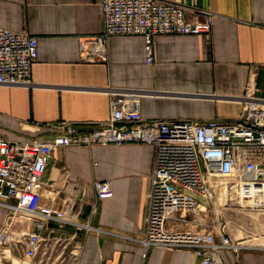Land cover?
<instances>
[{
  "label": "crops",
  "instance_id": "crops-1",
  "mask_svg": "<svg viewBox=\"0 0 264 264\" xmlns=\"http://www.w3.org/2000/svg\"><path fill=\"white\" fill-rule=\"evenodd\" d=\"M170 1L210 11V33L156 36L153 62L147 64L141 36L110 37L102 59H81L80 38L102 31V0H0V28L27 31L39 52L31 87L0 86V138L47 142L59 122L87 129L107 121L110 90L133 95L144 120L232 122L240 117L249 87L264 99V0ZM152 162L153 149L146 144L53 150L41 204L61 209L70 203L90 227L50 225L53 239L76 241L73 264L197 263L191 251L144 250L134 241L144 232ZM95 182L111 183L112 196L97 200ZM215 209L224 218V233L246 247L237 254L221 250L223 263L264 264V211L228 208L219 201ZM9 214L0 217V230ZM201 219L214 220L211 213ZM174 228L219 235L214 222L202 229L193 223ZM8 229L0 264H25L26 235L33 227L15 215Z\"/></svg>",
  "mask_w": 264,
  "mask_h": 264
},
{
  "label": "built area",
  "instance_id": "built-area-1",
  "mask_svg": "<svg viewBox=\"0 0 264 264\" xmlns=\"http://www.w3.org/2000/svg\"><path fill=\"white\" fill-rule=\"evenodd\" d=\"M101 5L102 31L79 40L83 61L102 59L110 37L141 36L145 61L151 64L154 37L207 35L211 30L210 11L170 0H102ZM38 56L34 36L25 30L0 28V86L31 87V70ZM109 95V119L88 124L87 129L62 121L47 142L0 138V205L10 212L0 230V245L9 239L8 228L15 215L33 227L26 235L25 264H36L41 243L53 239L51 224L90 229L70 203L61 209L41 204L43 176L55 148L146 144L153 149L147 212L143 235L134 241L144 250L191 251L196 264H224L221 250L237 254L246 249L224 233L225 222L215 204L264 211V99L249 87L240 117L224 123L215 119L144 120L133 95L112 90ZM94 191L97 200L108 199L111 183L95 182ZM204 213L214 216L218 236L211 230L174 228L187 223L200 229L211 227L201 219Z\"/></svg>",
  "mask_w": 264,
  "mask_h": 264
},
{
  "label": "rangeland",
  "instance_id": "rangeland-1",
  "mask_svg": "<svg viewBox=\"0 0 264 264\" xmlns=\"http://www.w3.org/2000/svg\"><path fill=\"white\" fill-rule=\"evenodd\" d=\"M8 211L7 207L0 205V217L6 215ZM213 222L215 223V220L205 221L206 224L211 225ZM75 250V240H69L64 237H58L50 241L45 240L41 244L36 264H73Z\"/></svg>",
  "mask_w": 264,
  "mask_h": 264
},
{
  "label": "bare ground",
  "instance_id": "bare-ground-1",
  "mask_svg": "<svg viewBox=\"0 0 264 264\" xmlns=\"http://www.w3.org/2000/svg\"><path fill=\"white\" fill-rule=\"evenodd\" d=\"M16 225H18V224H16ZM14 227H16V226H14ZM3 249V248H2Z\"/></svg>",
  "mask_w": 264,
  "mask_h": 264
}]
</instances>
